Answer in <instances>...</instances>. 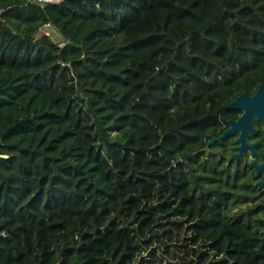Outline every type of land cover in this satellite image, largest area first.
I'll list each match as a JSON object with an SVG mask.
<instances>
[{"label":"trees","instance_id":"obj_1","mask_svg":"<svg viewBox=\"0 0 264 264\" xmlns=\"http://www.w3.org/2000/svg\"><path fill=\"white\" fill-rule=\"evenodd\" d=\"M261 83L264 0H0V264H264L257 177L200 150Z\"/></svg>","mask_w":264,"mask_h":264},{"label":"flooded vegetation","instance_id":"obj_2","mask_svg":"<svg viewBox=\"0 0 264 264\" xmlns=\"http://www.w3.org/2000/svg\"><path fill=\"white\" fill-rule=\"evenodd\" d=\"M254 92L255 91L246 93L252 95ZM227 104L225 106L226 109H218L216 111L215 134L211 137L221 138L211 143L207 148L208 150L204 149L205 146L200 150L204 151L206 154H213L217 160L223 159V165L229 166L231 169H233L236 164L240 163L249 172H254V176L257 177V188L264 192V187L259 185V181H264V168L257 172L255 167L251 164L253 160L256 164H261L263 162L262 155L264 154V122L257 119L256 117H253L252 126L255 128V132L248 131V134L245 136V141L247 144L254 143V155L252 154L250 148L245 147L242 151V156L235 158L233 155L239 152L237 149L239 142H236V139L239 137L240 131L236 130L235 132L226 134L224 136H222V133L229 128L227 121L237 120L242 114V110L239 108H228Z\"/></svg>","mask_w":264,"mask_h":264},{"label":"water","instance_id":"obj_3","mask_svg":"<svg viewBox=\"0 0 264 264\" xmlns=\"http://www.w3.org/2000/svg\"><path fill=\"white\" fill-rule=\"evenodd\" d=\"M228 108L235 109L239 108L242 110V114L238 117L237 120H228L227 123L229 128L222 133V136L226 134H231L236 130L240 131L239 137L236 139V142H239L237 149L238 153L234 154L235 158L242 156V151L245 147L251 149L252 154L254 143L247 144L245 141V136L248 134V131L255 132V128L252 126V119L256 117L257 119L264 122V83H261L256 88L255 92L252 95L247 94L246 92L241 93L235 96L228 104ZM219 138H211L207 141L204 149L208 150V146ZM1 144V140H0ZM4 156L0 155V159ZM263 162L261 164H256L253 160L251 164L255 167V170L258 172L260 169L264 168V154L262 155ZM259 185L264 187V181H259Z\"/></svg>","mask_w":264,"mask_h":264},{"label":"rangeland","instance_id":"obj_4","mask_svg":"<svg viewBox=\"0 0 264 264\" xmlns=\"http://www.w3.org/2000/svg\"><path fill=\"white\" fill-rule=\"evenodd\" d=\"M50 30H48L47 31V29H45V28H41L40 29V32L39 33H44V32H49ZM50 36L53 38V39H55V40H60V35H59V33L57 32V31H55L54 29L52 30L51 29V31H50ZM10 153V152H9ZM5 158L6 157H12V155H11V153L10 154H6V155H3ZM14 160V159H13ZM18 164V162H15V165H17ZM11 165H13V164H11ZM1 171H2V173H4V171H3V169L1 168Z\"/></svg>","mask_w":264,"mask_h":264},{"label":"built area","instance_id":"obj_5","mask_svg":"<svg viewBox=\"0 0 264 264\" xmlns=\"http://www.w3.org/2000/svg\"><path fill=\"white\" fill-rule=\"evenodd\" d=\"M45 27L49 28V26H45Z\"/></svg>","mask_w":264,"mask_h":264}]
</instances>
